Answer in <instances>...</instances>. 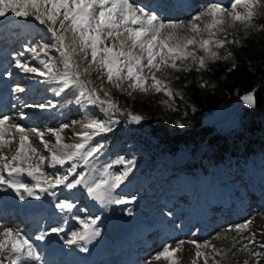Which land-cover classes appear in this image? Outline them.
<instances>
[{
	"label": "rangeland",
	"instance_id": "1",
	"mask_svg": "<svg viewBox=\"0 0 264 264\" xmlns=\"http://www.w3.org/2000/svg\"><path fill=\"white\" fill-rule=\"evenodd\" d=\"M131 2L146 5L156 11L161 18L174 21H188L211 2H219L225 6L229 4V0H131ZM238 10L244 11L242 8ZM254 11L256 15L252 27L245 29L243 24L237 22L234 26H226V33H218L217 38L235 40L239 43L246 37L257 35L260 32L259 26L264 24V3ZM202 19L209 20L208 17ZM46 27L31 18L25 21L13 15H9L7 20L0 21V102L6 109L0 113V117L8 115L12 117L9 123L20 124L26 129L36 128L44 131L43 139L51 146L55 144V138L46 131L47 129L59 128L61 124H71L74 120L83 121L89 117L107 119L108 114L102 112L98 106L75 105L71 102L74 100L71 90H66L60 96L55 95V90L60 85L39 75L38 72L25 73L15 67L14 58H19L30 67L46 71L42 61H46L49 56L53 59L59 58V53L54 48L48 49V56H45L38 47L37 52H40L38 58L27 51L33 44L51 42ZM181 35L192 34L182 29ZM200 38H208L207 33L197 37ZM108 43L111 44V41ZM231 47L232 43H227L224 48L214 50L222 56L227 55ZM189 50H192V46H189ZM195 51L197 56L204 55L199 49ZM210 62L208 61L207 65ZM176 63L181 68L191 66V70L176 71L166 67L156 73L157 77L165 80L172 90L196 67L191 58L185 61L177 60ZM87 78L94 81L93 86L100 88L101 80L97 79L96 72H92ZM17 87L24 88L25 91H14ZM103 87L110 90L111 96L124 112L114 115L113 118L119 123L112 125V131L94 137L93 142L103 147L91 159L89 165L79 162L77 171L84 172L87 176L90 168L99 169L111 165L109 171L116 173L125 167L124 164L117 163L118 160L134 159L135 164L129 178L112 192L113 198L120 199L123 203L101 204L93 201L80 186L73 190L60 186L48 192L37 189L36 193L41 197L40 200L28 197L21 190L25 196L21 201L13 189L0 186V230L3 228L19 230L31 239L42 258L40 262L33 264H146L148 261H151V264H170L168 260L163 258L155 260L154 257L165 245L176 247L177 241L181 240L185 243L173 257L177 264H192L194 259L196 264H204L203 258L195 257L196 248L188 243L191 240L201 243L210 241L221 253L217 255L212 248H202L201 251L208 255V264H214V261L218 264H245V261L248 264H256V258L252 257L249 251L243 250V245L248 244V239L244 237L251 238V233H256L257 243H264L262 234L264 155L249 157L245 159L244 164L239 163L240 160L238 163L232 161L226 169L218 168L216 173L205 178L187 176V172L178 163L177 167H173L172 161L168 160L167 152L156 153V150L147 147L148 140L144 147L153 150L155 156L150 155L149 151H145L144 147H140L133 140H127L132 130L137 133L148 128V117L144 116V112L140 114H143L144 119L139 125L130 123L127 118L129 111L139 114L137 109H133V105L136 103V106L143 107L145 99L154 105V111H158L156 114L148 115L150 116L148 120L154 124H161L169 133L178 129L182 132L189 129L190 127L184 123L185 112L181 107L184 98L174 93L168 97L155 92H136L128 96L111 87L106 80ZM101 96L103 97V93ZM49 102L50 106L43 110L23 107L26 104ZM247 105L239 98L207 114L204 124L212 126L221 135L235 133L243 127ZM177 122L184 126L179 127ZM80 130L79 124L64 130L63 142H76L78 138H75L73 133ZM29 138L38 153L46 157L50 155L35 133L29 132ZM5 139L14 141L3 150L10 157L19 147L20 137L13 131L6 133ZM149 142L152 146V140ZM37 162L38 156L33 155L31 160L25 162L24 167L28 164L35 166ZM67 167L68 165L52 167L46 159L41 170L50 174L63 173ZM38 178L43 181V177ZM12 179L23 183L36 182L26 172L16 174ZM65 198H70L75 207L71 211L61 212L55 205L58 200ZM93 218H96L94 227L99 230V236L93 237L90 242L81 241L80 245L66 244L65 241L70 238L71 232L83 231L81 220L89 221ZM248 219L252 220L248 231L239 234L234 230L225 231L229 226ZM53 227H60L63 231L59 234L51 233L50 229ZM42 232L49 234L42 241L36 240V236ZM81 246L87 247L88 251H81ZM248 248L251 251H264L253 244H248ZM260 264H264V258L260 259Z\"/></svg>",
	"mask_w": 264,
	"mask_h": 264
},
{
	"label": "snow or ice",
	"instance_id": "2",
	"mask_svg": "<svg viewBox=\"0 0 264 264\" xmlns=\"http://www.w3.org/2000/svg\"><path fill=\"white\" fill-rule=\"evenodd\" d=\"M262 3L264 0H229L228 6H225L219 2H211L188 21H174L165 20L146 5L135 4L131 0H0V21L7 20L9 15H13L25 21L31 18L40 25L47 26L51 42L33 44L27 51L32 52L37 58L40 52L48 56V49L51 48L59 53L58 59L49 56L46 61H42L46 71L30 67L19 58H14L15 67L25 73L38 72L39 75L60 85L55 90V95L60 96L66 90H71L74 96L71 102L75 105L98 106L102 112L108 114L107 119L89 117L83 121L74 120L71 124H61L59 128L47 129L46 131L55 138V144L51 146L43 139L44 131L36 128L26 129L20 124L9 123L12 117L8 115L0 117V186L13 189L21 201L25 199L21 190L28 197L40 200L41 197L36 193L37 189L48 192L60 186L67 190L80 186L93 201L101 204L123 203L122 200L113 198L112 192L129 178L135 164L134 159L118 160L117 163H122L125 167L116 173L109 171L111 165L99 169L90 168L87 176L84 172L77 171L79 162L89 165L91 159L101 151L103 146L94 143V137L112 131V125L119 123L113 118L114 115L124 112L111 96L110 90L104 89L103 82L106 80L111 87L128 96L136 92H155L171 97L173 90L165 80L158 78L156 73L166 67L176 71L191 70V66L184 68L178 66L177 60L185 61L191 58L196 71H201L207 68L208 61L232 57L231 52L221 56L214 48H224L227 43L238 41L220 39L217 38V34L226 33L227 27L234 26L237 22L243 24L245 29L252 27L256 15L254 9ZM239 8L244 11H239ZM204 17H208L209 20L204 21L202 19ZM259 27L264 29V24ZM182 29L192 35L182 36ZM202 33H207L208 38L197 39ZM108 41H111V44ZM189 46H192V50H189ZM38 47L40 52H37ZM195 49L203 51L204 55L197 56ZM232 67H236L235 63ZM92 72H96L97 79L101 80L99 89L93 86L94 81L87 78ZM14 91L24 92L25 89L17 87ZM241 99L248 105L254 106L256 103L252 92L243 95ZM49 106L50 102L23 105L42 110ZM127 118L130 123L137 125L144 119L142 115L131 111L127 112ZM76 124H79L81 129L73 133L74 137L78 138L77 141L64 143L62 133ZM177 124L179 127L184 126L180 122ZM13 131L20 137L19 147L15 154L9 157L3 150L14 141L5 139V134ZM29 132L40 138L49 156L38 153L32 146ZM33 155L38 156L37 164L35 166L28 164L24 167L25 162L31 160ZM46 159L52 167L57 165L68 167L63 173L43 172L41 169ZM25 172L36 181L34 184L12 179L16 174ZM38 177H43V181ZM55 206L61 212H65L71 211L75 204L70 198H65L58 200ZM81 224L83 231L71 232L70 238L65 241L66 244L80 245L81 241L90 242L93 237L100 235L99 230L94 227L96 218L89 221L81 220ZM251 224L252 220L248 219L229 226L225 231L234 230L239 234L248 231ZM62 231L60 227L50 229L51 233L56 234ZM48 234L42 232L36 236V240L42 241ZM250 237H244L248 239V244L264 249V243L256 242V233H251ZM184 243L185 241L181 240L177 241L176 247L165 245L154 259L163 258L170 264H177L173 257ZM188 243L195 246V257L203 258L204 264H208V255L201 251L202 248H212L217 255L221 254L210 241L201 243L191 240ZM248 244L243 245V250L249 251L250 255L256 258V264H260V259L264 258V251H251ZM80 250L87 252L88 248L81 246ZM41 259L36 246L27 235L12 228L0 230V264H5L6 260L7 264H33L40 262ZM146 264H151V261ZM192 264H196L195 259ZM214 264L218 262L214 261ZM245 264L248 262L245 261Z\"/></svg>",
	"mask_w": 264,
	"mask_h": 264
},
{
	"label": "trees",
	"instance_id": "3",
	"mask_svg": "<svg viewBox=\"0 0 264 264\" xmlns=\"http://www.w3.org/2000/svg\"><path fill=\"white\" fill-rule=\"evenodd\" d=\"M229 52L232 57L211 61L201 71H196L195 67L183 82L174 86L173 93L184 98L181 107L189 129L169 133L161 124L148 120V115L158 111H154V105L145 99L143 107L135 103L133 109L139 114L145 113L148 128L137 133L132 130L127 140H133L140 147L148 140L147 147L156 153L167 152L173 167L178 163L191 177L205 178L216 173L218 168L226 169L232 161L238 163L240 160L239 163L244 164L249 157L264 155V29L260 28L257 35L246 37L242 42L232 43ZM249 92L253 93L256 103L246 106L245 122L240 130L221 135L204 124L207 114ZM147 147L145 151L155 156L156 153ZM163 157L166 159L165 155Z\"/></svg>",
	"mask_w": 264,
	"mask_h": 264
},
{
	"label": "bare ground",
	"instance_id": "4",
	"mask_svg": "<svg viewBox=\"0 0 264 264\" xmlns=\"http://www.w3.org/2000/svg\"><path fill=\"white\" fill-rule=\"evenodd\" d=\"M2 104H3V103L0 102V105H1V106H0V113L6 110V109L4 108V106H2ZM9 212H10V211H9ZM12 213H14V211H12Z\"/></svg>",
	"mask_w": 264,
	"mask_h": 264
}]
</instances>
